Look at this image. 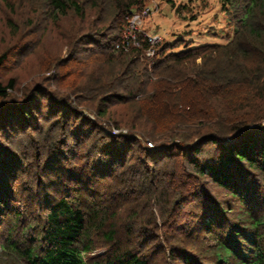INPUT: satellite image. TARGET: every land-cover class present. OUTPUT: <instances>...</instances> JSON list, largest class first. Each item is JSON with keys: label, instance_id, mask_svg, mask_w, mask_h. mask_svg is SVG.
Wrapping results in <instances>:
<instances>
[{"label": "trees", "instance_id": "obj_1", "mask_svg": "<svg viewBox=\"0 0 264 264\" xmlns=\"http://www.w3.org/2000/svg\"><path fill=\"white\" fill-rule=\"evenodd\" d=\"M147 1L47 0L51 15L72 11L84 22L67 48L80 38L91 56L70 72L72 47L56 79L62 93L38 87L48 123H28L31 98L8 102L14 80L0 85V132L14 123L22 136L15 149L0 139V264H264V111L243 108L264 101V0H220L235 27L227 45L179 38L151 59L142 34L140 48H118ZM216 51L261 60L226 75H175L176 65ZM84 68L93 77L82 86ZM113 102L138 103L149 136L168 141L163 151L141 149L132 133L106 135L88 117L96 106L105 117ZM136 146L139 157L128 159ZM179 222L185 233L174 231Z\"/></svg>", "mask_w": 264, "mask_h": 264}, {"label": "rangeland", "instance_id": "obj_2", "mask_svg": "<svg viewBox=\"0 0 264 264\" xmlns=\"http://www.w3.org/2000/svg\"><path fill=\"white\" fill-rule=\"evenodd\" d=\"M168 1L170 0H148L146 3L145 9L149 13L145 18H142L140 32L150 36L156 35L160 39L155 45H152L153 48L150 51L145 52V57L155 58L154 55L158 50L155 49L157 45L160 48L166 42L174 43L179 38H183L192 47L227 45L229 43L235 27L224 15L220 0H172L171 3ZM49 8L50 5L47 0H0V57L5 53L9 55L7 62L0 67V85H6L10 80L15 81L16 91L9 93V103H22L32 99V104L29 105L27 111L33 116L28 121L33 126L48 123L49 120L47 110H43L41 103L44 101L42 102V97L38 95V89L48 92L51 97L62 93L59 89H62L64 82H56V79L62 75V71L69 69L72 72L76 70V67L85 65L91 56L89 46L86 48L85 45H81L80 38L74 44L72 40V46L69 48H76L73 57L77 61L69 64L68 69L65 67L64 62L69 59V51L71 52L67 48L69 43L67 39L72 34L73 36H80V29L84 22L72 11L65 16H53L50 14ZM90 17L86 28L94 21L92 16ZM143 37L145 36L143 35ZM238 55L240 56V54ZM241 58H237L238 62H234L227 60V55L222 51H216L213 54L207 52L198 58H191L189 61L176 65L173 70L177 77L183 76L179 77V80H184L188 76L205 75V73L212 71L226 75L232 72L231 69L239 67V64L245 65L248 69H253L256 67V62L261 60V56H256L254 59L242 58V60ZM170 69L172 68L170 67ZM81 74L85 76L81 81L82 86L91 83V80L87 78L93 77L92 73L87 72L84 68ZM75 75L77 74L74 73ZM248 102L251 106H243L245 111H248V108H258L264 111V101H258L255 104H252V100ZM90 105L92 107V104L89 103ZM97 107L89 110L90 115L88 114V117L106 135L128 137L132 133L133 137L141 141L140 148L146 146L149 151L152 149L163 151L161 145H167L165 143L168 141H162V138L158 140L160 137L152 138L149 136L148 128L153 125L150 121L140 120L141 117L137 112L140 109L138 103L118 104L113 102L107 106L108 113L105 117L97 115ZM79 109H81L80 106ZM261 122L264 128V120ZM12 125L14 123H11L8 131L0 132V139L15 149L22 142V136ZM129 127L139 131L134 129L131 131ZM25 132L23 131V133ZM178 132L181 131L178 130ZM27 135L30 137L29 134ZM143 138L154 141L158 147H155L154 143L148 140H143ZM226 139L225 143H230L231 138ZM13 142H16V146H11ZM179 143L176 141V144ZM140 148L136 146L128 159L132 155L134 158L139 157L137 153ZM67 153L69 154L70 150ZM152 155L154 158L159 156L154 153ZM189 210L190 203L179 208L176 211V216L187 214ZM181 224L182 222H179L177 227H181ZM180 227L179 230L174 228V231L185 233ZM182 235L180 234V237Z\"/></svg>", "mask_w": 264, "mask_h": 264}, {"label": "built area", "instance_id": "obj_3", "mask_svg": "<svg viewBox=\"0 0 264 264\" xmlns=\"http://www.w3.org/2000/svg\"><path fill=\"white\" fill-rule=\"evenodd\" d=\"M141 15L134 14L129 18V23L126 29V34L124 36V40L121 43L118 48H128L130 44L140 47L141 46V41L139 39V35L141 34L140 32V24H141ZM145 38H147L149 44L155 45L157 41L159 40L158 37L155 36H150L147 34H144Z\"/></svg>", "mask_w": 264, "mask_h": 264}]
</instances>
